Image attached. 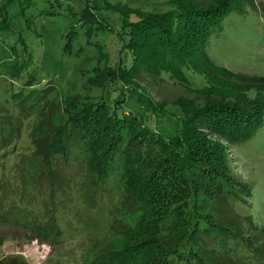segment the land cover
<instances>
[{
	"label": "rangeland",
	"instance_id": "obj_1",
	"mask_svg": "<svg viewBox=\"0 0 264 264\" xmlns=\"http://www.w3.org/2000/svg\"><path fill=\"white\" fill-rule=\"evenodd\" d=\"M250 1L239 0L210 38L207 52L216 66L264 76V0H253L254 5ZM172 8L169 0H0V129L16 127L22 119L20 136L0 149V262L17 257L26 264H94L112 248L120 249L123 235L136 227L139 212L130 216L129 206L121 207V180L112 177L96 192L88 189L87 202L81 189L86 177L81 160L66 162L62 154L52 159L36 154L32 134L64 125L70 112L87 102L84 98L116 99L119 91L101 88L105 75L101 71L96 76L95 70L121 61L129 66L132 55L123 47L130 39V25ZM191 76L205 83L201 76ZM29 81L32 86H27ZM137 83L143 94L171 102L166 108L170 116H183L173 104L186 92L178 84L148 74ZM32 92L45 99L37 104L38 96ZM67 97L75 98L70 106ZM125 101L126 110L141 109L133 96L128 94ZM169 115L160 118L158 130L173 135L176 123ZM228 155L233 174L251 185L253 195H242L245 203H218L217 218L236 225L264 247V125L252 139L231 146ZM248 217L256 230L248 227ZM52 218L57 225L54 232L43 238L34 231ZM234 240L226 250L215 249V260L254 264L255 252L244 251L242 245L236 249L235 243L230 244Z\"/></svg>",
	"mask_w": 264,
	"mask_h": 264
},
{
	"label": "trees",
	"instance_id": "obj_2",
	"mask_svg": "<svg viewBox=\"0 0 264 264\" xmlns=\"http://www.w3.org/2000/svg\"><path fill=\"white\" fill-rule=\"evenodd\" d=\"M169 2L174 9L130 25V39L123 47L132 55L129 66L121 61L95 70L96 76L101 71L105 75L101 88L114 87L118 97L112 102L84 98L87 102L70 112L64 125L32 134L34 150L47 159L62 154L66 162L81 160L86 175L81 189L87 202L88 189L96 192L112 177L121 180V207L129 206L130 216L139 212L136 227L123 235V246L112 248L94 264H219L224 261L215 260V249L226 250L233 237L230 244L255 252L254 264H264L258 239L216 215L218 203H245L242 195L252 198L251 185L233 174L228 154L231 146L252 139L264 125V76L216 66L207 52L210 38L239 0ZM143 74L186 91L173 101L182 117L169 115L171 102L139 91L137 79ZM191 75L201 76L205 83ZM128 94L141 109L126 110ZM31 95L38 96L37 104L45 99L36 92ZM67 98L70 106L75 98ZM168 115L176 123L173 135L158 130L160 118ZM21 120L16 127L1 126L0 134L7 136L0 137V149L20 136ZM212 204L217 208L212 210ZM249 218L248 227L256 230ZM56 229L52 218L34 231L44 238ZM0 264L26 263L15 257Z\"/></svg>",
	"mask_w": 264,
	"mask_h": 264
}]
</instances>
